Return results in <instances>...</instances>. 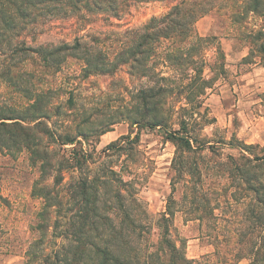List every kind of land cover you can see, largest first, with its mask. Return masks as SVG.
<instances>
[{
  "label": "rangeland",
  "instance_id": "rangeland-1",
  "mask_svg": "<svg viewBox=\"0 0 264 264\" xmlns=\"http://www.w3.org/2000/svg\"><path fill=\"white\" fill-rule=\"evenodd\" d=\"M141 1L117 0L111 2L113 9L105 6L106 10L101 0H70L71 4L68 0H0V124L8 125L7 132H0V264H52L54 255L69 245L68 237L78 228L83 210L93 218L90 204L88 211L84 208L81 184L90 188L89 201L97 193L100 215L115 225L122 213L120 203L136 199L145 214L144 223L152 225L153 241L159 238L157 221L171 198L180 203L185 185L174 184L176 146L168 140L166 129L148 128L151 118L141 120L138 109L141 91L175 88L185 80L184 72L162 58L186 38L158 37L161 45H155L157 57L146 62L149 69L134 61L143 64V58H148L139 56L141 49H137L146 28L183 0ZM205 1L206 14L191 16L187 29L204 34L210 28L209 34L217 37L197 58L196 68L203 67V77L209 79L211 69L226 64L220 59L219 46L233 45V50H227L228 64H233L240 56L235 52L246 49L239 40L240 31L244 27L258 31L264 19L245 11L251 0ZM235 13L241 25L233 22ZM234 66L210 82L203 108L194 114L196 134L212 147L204 152L203 179L213 193L227 183L219 176L218 162H226L228 156L238 158L240 150L235 147L240 145H258L253 153L260 155L264 147V92L257 91L256 85L241 87V74L248 68ZM146 70L151 75L143 77ZM161 77L167 80L161 82ZM174 96H166L170 104ZM180 116L160 112L159 117L177 130ZM61 135L82 143L65 146L70 157L78 159L81 150L92 156L88 165L66 169L62 183L56 185L58 169L48 165L43 170L42 165L45 159L55 165L59 146L54 141ZM37 138L43 139L42 148L34 142ZM220 192L218 219L210 227L188 221L180 210L170 218L171 237L189 259L232 262L236 237L251 231L243 203L227 201L226 193ZM105 200L111 209L103 210ZM257 237L255 232L253 238L260 243Z\"/></svg>",
  "mask_w": 264,
  "mask_h": 264
},
{
  "label": "trees",
  "instance_id": "trees-1",
  "mask_svg": "<svg viewBox=\"0 0 264 264\" xmlns=\"http://www.w3.org/2000/svg\"><path fill=\"white\" fill-rule=\"evenodd\" d=\"M44 1L54 2L57 0H42L41 3ZM68 2L71 4L70 0ZM111 2L116 3L117 0H101L105 9V6L110 9L114 8L115 5ZM204 3H206L204 0L200 2L195 0L189 4L188 1L183 0L173 6L170 13L162 19H154L149 25L150 27L146 28L147 33L141 38L143 42L139 43L137 48L138 50L141 49L138 52L139 56L148 58H143V64L137 60L134 61L137 66L142 65L141 67L147 68L146 62L157 57L154 48L155 45H161L159 40L157 41L158 37L166 40H172L174 36H177L179 40L186 38V41H180L181 44L174 45L171 49L172 53L170 51L165 58H162L165 62L171 63V66L174 64L177 67L176 71L184 72L185 80L181 79L182 82L180 84L178 82L175 88L167 87L165 89L160 86L158 89L150 88L141 91L139 100L142 107L138 109V112L141 113V120L147 121V118H151V121L146 122L148 128L151 130L159 127L166 129L169 136L168 140L176 146L172 169L177 175L173 180L175 185H179L181 182H184L185 185L180 203L177 204L171 198L170 206H167L166 212L157 221L161 230L159 238L157 241H153L152 225L144 223L146 221L145 214L141 212V206L136 199H132L128 204L120 203L119 208L122 213L117 225H115L109 217L100 215V200L97 193H95L92 201H89L87 196L90 188L87 184L85 186L81 184L79 189L85 203L84 208L87 210L86 205L87 203L90 204L89 211L94 214L93 218L90 219L88 213H84L83 210V214L79 217L78 228L68 237V239L70 238L69 245L62 247L61 251L54 255L52 264H210L208 261L201 263L189 259L184 247L178 246L171 237L169 223L171 216L180 210L187 214L188 221L200 222V224L210 227L211 223L218 219L215 211L218 210L221 203L220 191L226 193L224 195L225 200L233 201L236 204L243 203L245 223L251 229L248 235L239 234L236 237L238 239L235 259L232 262L226 261L225 264H264V147L260 155L253 153L254 149L259 147L258 145H243V147L240 145L235 147L240 150L238 158L228 156L226 162H218V167H222L219 176L225 178L227 183H221L222 188L216 193L210 191L203 179V164L206 161L204 152L212 147L203 142L196 134L195 128L198 123L194 114L203 108L202 98L207 94V90L212 88L210 82L217 81L227 72L225 63H222L218 65V68L211 69L212 76L207 79L203 77V67L196 68L199 65L197 62L198 55L203 54V49L209 44L217 41V37H200L193 30L188 31L187 29L188 24H191L189 20L193 18L191 16L200 18L204 16V13L206 14L204 12L206 8L203 7ZM98 7L102 8L101 5ZM207 11L210 12L211 9L207 8ZM245 11L264 19V0H251V4ZM232 20L238 25L243 23L242 19L238 20L237 13L232 16ZM156 23L163 26L156 27ZM240 32L241 38L239 40L245 44V48L249 49L248 56L242 59L241 64L248 68L254 64L264 66V24L258 31L244 27ZM152 44L154 45L152 46ZM146 48L147 51H143ZM218 50L220 59L225 61V55L220 46ZM215 70H217L216 73ZM190 71L193 74H190ZM150 75L147 70L142 74L143 77ZM160 80L163 82L167 79L161 77ZM172 94L175 95V98L170 104L166 96ZM183 101L185 103H182ZM177 105L180 107L175 111ZM168 106L169 109H163ZM189 106H191L190 110L187 109ZM160 112L166 115L181 114L179 123L177 122L179 129L173 130L172 124L168 120H160ZM139 123V121L136 122V124ZM7 126V124L1 123L0 132H7L4 128ZM20 135L23 138L28 137L26 133ZM34 142H36L37 147L42 148L43 139L37 138ZM54 143L59 146L57 154H53V157L54 155L57 156L56 163L54 165L53 162L51 165L47 163L46 159H43L42 169H46L48 165L57 168L60 180L55 183L60 185L66 169L88 165L92 154L84 153L81 150L78 153L82 157L80 155L78 159L70 157V152L65 149V146L82 145L78 138H73L70 135L56 137ZM232 147L234 148V146ZM42 154L46 158L48 157L47 152L42 151ZM176 189L174 186L173 191L176 192ZM230 190H232L231 193ZM115 197L121 198L119 193L115 194ZM106 201L108 200L104 201L103 210L111 209ZM172 204L178 210L173 211ZM255 232L259 234L257 238L260 243L253 238ZM244 260L245 262H243Z\"/></svg>",
  "mask_w": 264,
  "mask_h": 264
},
{
  "label": "crops",
  "instance_id": "crops-1",
  "mask_svg": "<svg viewBox=\"0 0 264 264\" xmlns=\"http://www.w3.org/2000/svg\"><path fill=\"white\" fill-rule=\"evenodd\" d=\"M201 19H203V18H201ZM199 21L196 22L197 25L199 24ZM204 31H205L204 34L200 33V31H198L199 33L198 32L197 33L200 37H204V38L205 37H216L215 35L212 36L211 34H209L210 28H207ZM227 45L228 46L226 49H224L222 47V51L225 55V62H226L225 70H227L228 68L233 69L235 67L234 64H236V63H238L240 65L242 63V59L247 57L249 54L248 48H246L245 50L240 51V52L236 51L235 53H238L240 56L236 58V61H234L233 64H228V62L230 60L229 59L230 54L228 53L227 50L231 49V47L233 50V45H231V46L229 44H227ZM238 54L236 56H238ZM241 80L243 82V85L241 87H251L253 85H256L257 91L264 92V66L259 65V64L250 65V68H248L245 72H243L241 74Z\"/></svg>",
  "mask_w": 264,
  "mask_h": 264
}]
</instances>
